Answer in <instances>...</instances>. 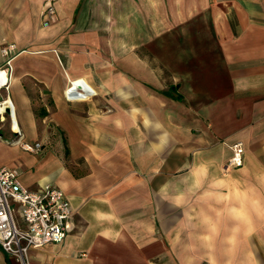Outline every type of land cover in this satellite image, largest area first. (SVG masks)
<instances>
[{"label":"crops","instance_id":"0c3cea01","mask_svg":"<svg viewBox=\"0 0 264 264\" xmlns=\"http://www.w3.org/2000/svg\"><path fill=\"white\" fill-rule=\"evenodd\" d=\"M46 1L0 0V64L20 49L0 166L74 209L31 264H264V0H56L44 26ZM77 78L94 93L70 100ZM0 264L19 263L0 247Z\"/></svg>","mask_w":264,"mask_h":264},{"label":"built area","instance_id":"2783aa9c","mask_svg":"<svg viewBox=\"0 0 264 264\" xmlns=\"http://www.w3.org/2000/svg\"><path fill=\"white\" fill-rule=\"evenodd\" d=\"M56 0H47L41 12L42 24L48 26L57 15ZM20 53L15 42H4L0 64V120L6 118L10 107L4 93L10 87L12 60ZM81 84H77L78 81ZM94 90L82 78L73 79L66 91L70 100L92 95ZM40 141L23 142L22 147L38 152ZM244 146L233 145V155L228 164L233 167L244 163ZM74 209L65 191L58 185L46 182L38 188H30L21 180L17 167L0 166V247L19 264H31V251L48 244L61 243L68 235Z\"/></svg>","mask_w":264,"mask_h":264},{"label":"rangeland","instance_id":"374dc122","mask_svg":"<svg viewBox=\"0 0 264 264\" xmlns=\"http://www.w3.org/2000/svg\"><path fill=\"white\" fill-rule=\"evenodd\" d=\"M165 79L168 82L172 78H171V76H167ZM188 79H190V78H188ZM151 87H152V91L155 90L158 94H160L162 96L166 95L170 98H173V96L175 95L174 89L170 88L169 84L168 83L166 84L162 78H160V80H158V81L156 79H153ZM7 116H8V114H6V118L3 121L0 120V127H1V124L7 120ZM10 131H11V124H10V121H8V122L4 123V127L2 129V133L4 134V137H8ZM39 141L42 143V146H41L40 150L38 152H35V153H40V154H43L50 147L53 148V146L56 147L59 144V142H56V141L55 142H50V141L48 142V141H43V140H39ZM12 142H15V143L22 145V143L26 142V141L22 140V138H20V136H17V137L13 138ZM60 143L65 144L64 142H60ZM12 150H14V149H12ZM68 158L69 157H67V154H66L65 159H68ZM45 168H50V166L46 165ZM32 170H34V168ZM33 251H31V262H32V258H33L32 257Z\"/></svg>","mask_w":264,"mask_h":264},{"label":"trees","instance_id":"16d2710c","mask_svg":"<svg viewBox=\"0 0 264 264\" xmlns=\"http://www.w3.org/2000/svg\"><path fill=\"white\" fill-rule=\"evenodd\" d=\"M169 87L174 89L175 95L173 97L176 100H183L184 99V96L180 92H178V90H177L178 89V84L172 82V83L169 84Z\"/></svg>","mask_w":264,"mask_h":264},{"label":"bare ground","instance_id":"6f19581e","mask_svg":"<svg viewBox=\"0 0 264 264\" xmlns=\"http://www.w3.org/2000/svg\"><path fill=\"white\" fill-rule=\"evenodd\" d=\"M81 82H82V81L79 80L77 84L79 85V84H81Z\"/></svg>","mask_w":264,"mask_h":264}]
</instances>
